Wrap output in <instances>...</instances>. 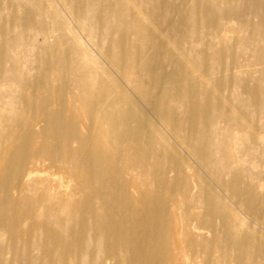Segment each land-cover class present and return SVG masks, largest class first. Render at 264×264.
I'll return each instance as SVG.
<instances>
[{
	"label": "bare ground",
	"instance_id": "bare-ground-1",
	"mask_svg": "<svg viewBox=\"0 0 264 264\" xmlns=\"http://www.w3.org/2000/svg\"><path fill=\"white\" fill-rule=\"evenodd\" d=\"M102 4L99 23L104 7H117L127 20L119 36L107 35L105 46L99 42L103 33L95 47V39L73 34L69 25L72 43L55 40L45 10L55 22L63 13L76 21L63 0H38L27 16L13 10L10 18L0 17V264H172L182 252L175 236L182 203L189 209L203 203L207 212L187 214L180 244L206 245V259L215 264H264V215L250 213L242 196L261 207L264 198L255 183L244 185L242 163H228L220 176L224 168L216 162L212 184L197 174L205 199L193 198L195 187L187 182L195 159L212 170L208 163L215 159L205 147L219 130L224 140L227 127L250 129L246 139L264 145L258 135L264 133L258 121L264 116V0ZM13 28L20 30L16 44H28L34 81L6 41ZM10 84L14 96L4 102L3 86ZM240 95H246L241 105ZM54 99L60 108H51ZM43 167L69 183L79 180L75 187L83 199L70 210L73 219L75 208L84 211L88 233L78 241L54 237L50 224L33 221L59 208L54 183H30ZM232 176L237 184L228 190L223 177ZM37 188L35 200L29 194ZM193 229L213 237L196 238ZM94 241L101 257L89 256Z\"/></svg>",
	"mask_w": 264,
	"mask_h": 264
},
{
	"label": "rangeland",
	"instance_id": "rangeland-1",
	"mask_svg": "<svg viewBox=\"0 0 264 264\" xmlns=\"http://www.w3.org/2000/svg\"><path fill=\"white\" fill-rule=\"evenodd\" d=\"M38 0H0V17H6L10 18V11L17 10L18 13H20L22 16L26 15V9L34 6L37 4ZM52 2H56V0H51ZM66 4V7L69 9V11H72V14L75 16V20L73 23H71L70 19L66 17V15H62L63 20L60 22H55L53 19V16L51 15V12L45 10V15L43 16V20L45 25L53 30L55 33V40H62L65 44H71L73 41L72 36L70 33L66 31V26L69 25L73 29V34L76 33L81 38H84L85 40L89 39H95L92 40V45L96 47L97 41H99V38L101 34L103 33V38L99 42L103 43V45L109 44L107 40V35L113 32H116L115 35L119 36V30L124 29L123 27L127 26L126 19L124 16L120 13L117 7L115 8H109L104 7V13H103V19L102 22L99 23L97 21V16L100 14V11L102 9V0H83V5H74V2L77 0H72L70 2H67L63 0ZM72 2V5H71ZM112 4V2H110ZM41 8H44L43 5ZM58 10L60 11V8L58 7ZM99 26V27H98ZM20 30L19 29H10L8 31V35L6 36V41L11 45L15 46L14 54L19 55L20 59L24 63V68L28 74L31 75L30 80L34 81V78L32 77L36 72L33 70V62L30 60H33L32 56H28V53L26 51V46L28 44H16L17 38L19 37ZM134 34V33H133ZM39 42L41 40V37H38ZM37 42V43H39ZM85 42V41H84ZM89 45H91L89 43ZM90 48V47H89ZM91 49V48H90ZM71 58L75 59L77 58V55H71ZM252 85V83H250ZM11 86H3L6 90L7 99L4 100V102H8L11 96H14L13 93L10 96ZM226 90L223 91V94H226ZM238 102L241 105L242 101L246 98V95H240L237 96ZM234 98V100L236 99ZM11 100V99H10ZM73 99L67 97V105L70 106V108L74 107ZM145 104H148L145 102ZM51 108L52 109H58L60 108V104L57 99H54L51 102ZM19 109L21 112H27L25 110V107L23 105L19 106ZM69 117V116H67ZM255 118V117H254ZM258 121L264 122V116L258 117ZM43 122H41L37 126V130H39L41 127H43ZM222 123L220 127H225ZM227 134L226 138H224V132L219 130L218 133L212 134L209 138L211 139L210 145L208 148L205 147L206 152H211L212 157L215 159L214 161L208 163L210 167L212 168L211 171L207 170V166L203 162L196 160L197 165L192 164V167H194V170L192 169L189 171V177H187V182L190 181L193 187V198H202L205 199L207 197V193L202 191L201 186L202 183L198 181V176L202 179L204 183L210 184L211 178L210 177H217L214 175L213 170H217L219 167L216 166H223V172L220 176H224L227 170L229 169L228 163H234L235 165L238 163H242V168L244 170L243 174L245 175V179L243 181L244 185H247L249 183H255L257 187V191L259 194H261L264 198V145L261 146H253L252 143H250L249 140H247V136L249 137L252 134V131L249 129L246 132H242L236 129H231L229 127L226 128ZM258 133V132H257ZM256 133V134H257ZM218 134V136H217ZM260 137L264 138V133L261 134L258 133ZM180 136H183L185 138L188 137L187 132H182ZM231 137L233 138L231 142H229V145H226L225 142L227 140H230ZM262 138V139H263ZM242 140V141H241ZM225 144V145H224ZM235 152V153H232ZM230 154V156L226 159L225 155ZM236 154V155H235ZM187 156V155H186ZM185 156V157H186ZM188 157V156H187ZM189 158V157H188ZM188 160V159H187ZM218 163L216 166H213L215 163ZM239 165V164H238ZM172 177H176L175 174H171ZM219 176V177H220ZM224 181L227 184L228 190H233V186L237 184V179L235 177H223ZM51 181V183L55 184L56 191L58 194L53 196V201L57 202V206L59 207L57 211L51 213V215L47 216H39L38 219L34 222H42V223H48L50 224L48 226L49 229H52V233L54 237H73L75 236L76 240L78 241V235L81 233L87 231V227L83 226L82 220L85 219V213L83 210L79 211V209L75 208V211L78 212L77 219H73L74 213H71L70 207L72 204H79L83 197L82 194L79 195V191L76 189L75 184L79 183V180L76 179L74 183H69L68 180L64 179L59 175L57 172H55V169L50 168H39L37 172L33 174V176L30 179V183L40 182V183H46L43 181ZM212 184V183H211ZM39 187L43 188L42 185H39ZM204 187V186H203ZM201 191V192H200ZM231 192V191H230ZM40 191L37 189L32 190L29 194L33 199L40 198L39 195ZM178 198H180L179 194L180 192L175 193ZM46 193L43 195V198L46 197ZM235 200H236V196ZM244 201L246 202L245 207L250 213L255 214L256 216L262 217L264 215V207L260 206V203L252 201L251 199L247 198L246 196H242ZM60 199V200H59ZM63 201L61 202V200ZM59 200V203L58 201ZM183 200V198H182ZM37 207H28L24 206L25 211L29 210H35L38 209ZM200 213L204 214L206 209L204 208V205L200 206V208L197 209H189L185 206L178 210V227L175 229V236L179 241V246L182 249V252L180 256L178 257L177 261H174L172 264H215L214 262H209L206 259V254L209 251L208 247L206 245H193L189 246L188 243H181L180 239L184 238L182 235H180L181 228L180 225L182 222H187V214L189 213ZM220 223V221L218 222ZM196 224V223H194ZM220 227H222L219 224ZM257 228V227H256ZM194 237L199 238L203 237L205 239H212L213 234L211 232H208L207 230H200V229H193ZM74 238V239H75ZM92 242V241H90ZM89 256L96 257V252L99 257H101L102 248L99 247L95 243V241L91 244V247L89 248ZM214 256L218 258L220 256V252L216 251L214 253ZM11 256H7V259H10ZM5 258V260H7ZM76 263V262H75ZM72 263V264H75ZM14 264H24V261H18L16 260ZM37 264V263H34ZM47 264V263H45ZM228 264H235L234 262H228Z\"/></svg>",
	"mask_w": 264,
	"mask_h": 264
}]
</instances>
